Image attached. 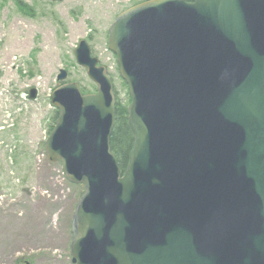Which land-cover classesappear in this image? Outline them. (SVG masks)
I'll return each instance as SVG.
<instances>
[{
  "label": "water",
  "instance_id": "1",
  "mask_svg": "<svg viewBox=\"0 0 264 264\" xmlns=\"http://www.w3.org/2000/svg\"><path fill=\"white\" fill-rule=\"evenodd\" d=\"M109 48L131 97L125 170L114 82L87 39L74 54L96 91L51 93L47 155L85 186L73 262L264 264V0H146L117 15Z\"/></svg>",
  "mask_w": 264,
  "mask_h": 264
},
{
  "label": "rangeland",
  "instance_id": "2",
  "mask_svg": "<svg viewBox=\"0 0 264 264\" xmlns=\"http://www.w3.org/2000/svg\"><path fill=\"white\" fill-rule=\"evenodd\" d=\"M0 0V264H76L72 218L84 186L51 160L46 140L57 107L51 93L64 80L95 90L74 49L86 38L106 65L118 97L129 102L109 28L141 0ZM37 88V97H29Z\"/></svg>",
  "mask_w": 264,
  "mask_h": 264
},
{
  "label": "trees",
  "instance_id": "3",
  "mask_svg": "<svg viewBox=\"0 0 264 264\" xmlns=\"http://www.w3.org/2000/svg\"><path fill=\"white\" fill-rule=\"evenodd\" d=\"M188 1H193V0H188ZM15 3L21 9H24L25 6L27 5L26 1L24 0H15ZM82 89L85 92L93 91L86 88L85 86H82ZM129 103H130V96H129V102H124L122 99L118 97L117 94L116 123L111 136V147L117 155L122 170H125L127 168L134 143L132 132L128 126L127 109ZM58 113L59 112H57L56 117L58 116ZM83 192L84 191H82V193Z\"/></svg>",
  "mask_w": 264,
  "mask_h": 264
}]
</instances>
